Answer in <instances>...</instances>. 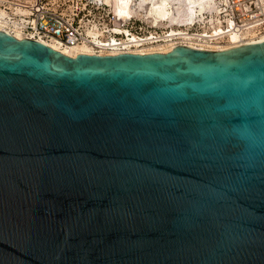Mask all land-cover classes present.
<instances>
[{"label":"water","instance_id":"obj_1","mask_svg":"<svg viewBox=\"0 0 264 264\" xmlns=\"http://www.w3.org/2000/svg\"><path fill=\"white\" fill-rule=\"evenodd\" d=\"M0 264H264V39L70 56L0 30Z\"/></svg>","mask_w":264,"mask_h":264},{"label":"built area","instance_id":"obj_2","mask_svg":"<svg viewBox=\"0 0 264 264\" xmlns=\"http://www.w3.org/2000/svg\"><path fill=\"white\" fill-rule=\"evenodd\" d=\"M163 1L125 0L128 6L119 8L125 4L119 3L121 5L118 6L116 0H0V8L5 10L7 24L13 28L15 26L23 38L36 39L47 45L54 42L62 48L83 45L91 50V53L87 54L98 55L124 52L164 53L179 45L218 50L211 45L202 47L185 43H175L167 51L150 50L157 44L182 39L180 34L170 35V26L165 27L164 24L174 19L185 20L190 15L194 18L193 22H173L172 26L186 28L185 34L190 35L194 43L198 42V35L205 38V42L225 43V37L230 30L253 28L258 29L260 33L264 31V0H215L213 10H201L205 16L214 15L212 22L204 21L207 26L205 32L204 23L197 19L201 15L200 12H190L187 8L175 9L176 1H166V4L174 7L171 9L169 6L164 16L161 17V13H157L161 10L150 14L149 5ZM183 4L187 3L184 1ZM197 8L199 9H194ZM18 10L25 12H17ZM214 27H218L222 32L214 35L218 37L208 38L210 35L207 34L212 33ZM1 30L14 35L12 30ZM113 50L115 52H111Z\"/></svg>","mask_w":264,"mask_h":264},{"label":"bare ground","instance_id":"obj_3","mask_svg":"<svg viewBox=\"0 0 264 264\" xmlns=\"http://www.w3.org/2000/svg\"><path fill=\"white\" fill-rule=\"evenodd\" d=\"M166 1L167 0H164L163 2H152L149 5L150 6L149 7L150 14H154L156 12V10H161L160 12H157V13L158 14L161 13L160 15L162 17V16H164L165 13H167L166 9L169 6L171 7V9H173V7L175 6V9L187 8L190 12L198 10V12H200L201 15L197 19L202 20L203 23L206 20H209L210 22H212V20L214 18L213 14H211V16H209V15L205 16V13L203 14V12L201 10L202 9L213 10L215 8V4H214L215 0H169V3L174 2V1L177 2L174 6L166 4ZM184 1L187 4H183ZM202 1H203V3H202ZM119 3L125 4L126 2H125V0H116V4L118 6L121 5ZM127 6L128 5L125 4V5L120 6L119 8H122V7L126 8ZM196 7H199V9L198 8L194 9ZM216 11H218L217 5H216ZM17 12L24 13L25 10H18ZM5 15H6L5 10L0 8V30L1 29L12 30L14 32L13 34L15 36H17V38H23V35L19 32V30L17 28H15V26L13 28L12 26H9L7 24V19L5 18ZM182 21H184L183 24H187V23L193 22L194 18L192 15H190V17L185 19V20L174 19V20H170L169 22L166 21L165 23H167V24H164L165 27L170 26V35L171 34H180V36L183 37L182 39H180L178 41L169 40V41H166L164 43L157 44V45L153 46L150 50L167 51L172 46H174L175 43H185V44H189L191 46L200 45L202 47H205V45H211L213 47H217V49H225V48H229L232 46H238V45L248 44V43H252V42H258V40L264 39V31L260 33L258 31V29L254 30L253 28H248V29L246 28V30H240V31L230 30L228 32V35L225 37L226 39L224 38L226 40L225 43H216V42L209 43L208 41L205 42V38H203L200 35L197 36L199 38V40H197L198 42L194 43L195 41L190 38V35L185 34L186 28H182V27L174 28L172 26L173 22L176 24H182ZM206 29H207V26L204 23L203 31L205 32ZM220 32H222V31L219 30L218 27H214L212 29V33L207 34V35H210V36H208V38L218 37V35L217 36H214V35H216ZM49 45L52 46L53 48L58 49V50H62V52H64L67 55H71V56H74L75 54H77L79 52L91 53V50L88 49L87 47L83 46V45L74 46L71 48H62L57 43H54V42H50ZM111 52H115V51L113 50Z\"/></svg>","mask_w":264,"mask_h":264}]
</instances>
